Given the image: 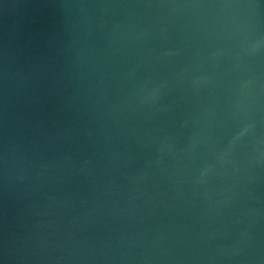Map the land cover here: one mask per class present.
I'll use <instances>...</instances> for the list:
<instances>
[{"label":"water","instance_id":"95a60500","mask_svg":"<svg viewBox=\"0 0 264 264\" xmlns=\"http://www.w3.org/2000/svg\"><path fill=\"white\" fill-rule=\"evenodd\" d=\"M0 264H264V0H0Z\"/></svg>","mask_w":264,"mask_h":264}]
</instances>
